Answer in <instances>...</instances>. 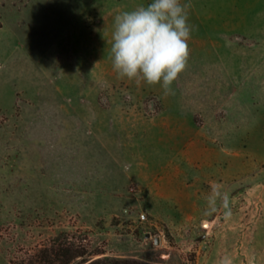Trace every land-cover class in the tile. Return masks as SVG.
Listing matches in <instances>:
<instances>
[{
	"label": "rangeland",
	"instance_id": "374dc122",
	"mask_svg": "<svg viewBox=\"0 0 264 264\" xmlns=\"http://www.w3.org/2000/svg\"><path fill=\"white\" fill-rule=\"evenodd\" d=\"M150 2L0 0V264L61 233L94 257L264 264V0H181L209 49L168 98L107 63L114 17ZM219 50L221 96L188 97Z\"/></svg>",
	"mask_w": 264,
	"mask_h": 264
},
{
	"label": "clouds",
	"instance_id": "9594fccd",
	"mask_svg": "<svg viewBox=\"0 0 264 264\" xmlns=\"http://www.w3.org/2000/svg\"><path fill=\"white\" fill-rule=\"evenodd\" d=\"M190 4L181 0H151L114 17L109 57L119 78L160 84L164 95H174L172 84L186 70L190 56ZM226 194L214 188L210 207ZM230 211V209H226Z\"/></svg>",
	"mask_w": 264,
	"mask_h": 264
},
{
	"label": "trees",
	"instance_id": "16d2710c",
	"mask_svg": "<svg viewBox=\"0 0 264 264\" xmlns=\"http://www.w3.org/2000/svg\"><path fill=\"white\" fill-rule=\"evenodd\" d=\"M93 254L85 239L61 233L37 246L34 252L28 253L18 264H148L136 258L94 257Z\"/></svg>",
	"mask_w": 264,
	"mask_h": 264
},
{
	"label": "crops",
	"instance_id": "0c3cea01",
	"mask_svg": "<svg viewBox=\"0 0 264 264\" xmlns=\"http://www.w3.org/2000/svg\"><path fill=\"white\" fill-rule=\"evenodd\" d=\"M224 34H225V28H224L223 35ZM210 45H212L213 47H216L219 44H217V41L214 39ZM225 45H226V41L224 39V43H223L224 48H225ZM206 48L209 49V45L206 44V42H202V40L197 39V38L189 46L190 51H195L196 49L198 50L206 49ZM107 63L112 67L110 59H108ZM194 63L195 64H192V66H195L198 64L201 66L209 67L210 71L214 69V73L210 72V75L209 76L205 75V77L202 75H197L195 76L193 80L189 79L190 83H189V90L187 92V96L188 97H219L221 96L220 92L221 90H224L226 88V82H227L226 73H225L226 72V69H225L226 53L225 51L221 53V51L219 50L218 59H214L213 61L209 62L207 59H198V60H195ZM216 66L219 68L218 69L219 71L217 74L215 73ZM111 73L114 75L113 68L111 69ZM140 83H142L144 87L147 86L146 87L147 89H153L154 91L158 92L162 98H168V97L174 96V95L165 96L164 90L160 85L149 86L148 84H146L145 86V83L141 81ZM169 125H170L169 127L172 128L173 121H171Z\"/></svg>",
	"mask_w": 264,
	"mask_h": 264
},
{
	"label": "built area",
	"instance_id": "2783aa9c",
	"mask_svg": "<svg viewBox=\"0 0 264 264\" xmlns=\"http://www.w3.org/2000/svg\"><path fill=\"white\" fill-rule=\"evenodd\" d=\"M141 217H142V218H145V213H142V214H141Z\"/></svg>",
	"mask_w": 264,
	"mask_h": 264
},
{
	"label": "water",
	"instance_id": "95a60500",
	"mask_svg": "<svg viewBox=\"0 0 264 264\" xmlns=\"http://www.w3.org/2000/svg\"><path fill=\"white\" fill-rule=\"evenodd\" d=\"M156 242H157V243L159 242V239H158V238L156 239Z\"/></svg>",
	"mask_w": 264,
	"mask_h": 264
}]
</instances>
